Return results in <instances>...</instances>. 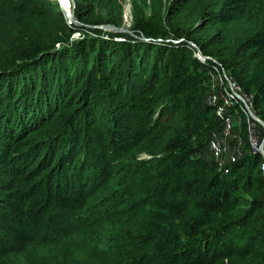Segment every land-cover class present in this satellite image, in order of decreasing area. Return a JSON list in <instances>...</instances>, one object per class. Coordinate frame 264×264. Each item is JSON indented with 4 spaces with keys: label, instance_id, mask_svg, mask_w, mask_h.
I'll return each mask as SVG.
<instances>
[{
    "label": "trees",
    "instance_id": "1",
    "mask_svg": "<svg viewBox=\"0 0 264 264\" xmlns=\"http://www.w3.org/2000/svg\"><path fill=\"white\" fill-rule=\"evenodd\" d=\"M73 2L0 0V264H264V160L245 123L219 169L206 103L217 61L264 121V0Z\"/></svg>",
    "mask_w": 264,
    "mask_h": 264
},
{
    "label": "built area",
    "instance_id": "2",
    "mask_svg": "<svg viewBox=\"0 0 264 264\" xmlns=\"http://www.w3.org/2000/svg\"><path fill=\"white\" fill-rule=\"evenodd\" d=\"M200 60L205 57L195 53ZM210 59V58H208ZM210 72L209 92L206 103L214 107L221 129L212 133L208 158L225 174L229 166L246 154L242 131L246 123L249 152L259 153L264 160V121L254 109L253 97L217 62ZM264 174V162L261 168Z\"/></svg>",
    "mask_w": 264,
    "mask_h": 264
},
{
    "label": "rangeland",
    "instance_id": "3",
    "mask_svg": "<svg viewBox=\"0 0 264 264\" xmlns=\"http://www.w3.org/2000/svg\"><path fill=\"white\" fill-rule=\"evenodd\" d=\"M54 1H57L59 3V5L61 4V0H54ZM68 2L69 1H67V0H63V3H62L64 6L63 9L69 7ZM121 4H122L123 9H124V28L128 29L133 25V20H134L133 19V9H132V0H121ZM60 7H61V5H60ZM68 22H69V20H68ZM69 24H71V23L69 22ZM141 157L142 158H149V156H147L146 154H143Z\"/></svg>",
    "mask_w": 264,
    "mask_h": 264
},
{
    "label": "water",
    "instance_id": "4",
    "mask_svg": "<svg viewBox=\"0 0 264 264\" xmlns=\"http://www.w3.org/2000/svg\"><path fill=\"white\" fill-rule=\"evenodd\" d=\"M69 3H70V8H71V11H70V18H68L67 16V12L64 11V13L66 14V17L68 18L69 22L71 24H78V21L76 20L75 18V15H74V10L73 8L75 7V3L73 2V0H69ZM62 6V4H60ZM99 28L105 30V31H115V32H127V33H133L131 30L127 29V28H124V27H115V26H112V25H104V26H99Z\"/></svg>",
    "mask_w": 264,
    "mask_h": 264
},
{
    "label": "bare ground",
    "instance_id": "5",
    "mask_svg": "<svg viewBox=\"0 0 264 264\" xmlns=\"http://www.w3.org/2000/svg\"><path fill=\"white\" fill-rule=\"evenodd\" d=\"M67 1H69V0H67ZM62 3H63V0H61V4H62ZM68 4H69V7H70V3H69V2H68ZM63 7H64V6H63V4H62V6H61L62 10H63V11H66V8L63 9ZM69 7H68V9L71 11V8H69ZM68 15H69V16H68ZM67 16H68V18H70V13H68Z\"/></svg>",
    "mask_w": 264,
    "mask_h": 264
}]
</instances>
